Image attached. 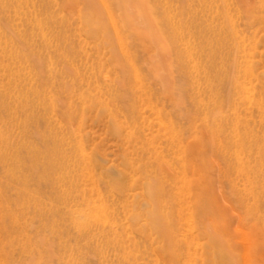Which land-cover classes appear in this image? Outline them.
I'll use <instances>...</instances> for the list:
<instances>
[{"label":"rangeland","instance_id":"1","mask_svg":"<svg viewBox=\"0 0 264 264\" xmlns=\"http://www.w3.org/2000/svg\"><path fill=\"white\" fill-rule=\"evenodd\" d=\"M0 264H264V0H0Z\"/></svg>","mask_w":264,"mask_h":264},{"label":"bare ground","instance_id":"2","mask_svg":"<svg viewBox=\"0 0 264 264\" xmlns=\"http://www.w3.org/2000/svg\"><path fill=\"white\" fill-rule=\"evenodd\" d=\"M131 21L132 20H129V22L131 23ZM133 22V21H132ZM134 24H135V22H134ZM139 37H140V39L141 40H146V38H147V34H143V33H141V34H139ZM149 37V36H148ZM162 55V54H161ZM166 86V85H165Z\"/></svg>","mask_w":264,"mask_h":264}]
</instances>
